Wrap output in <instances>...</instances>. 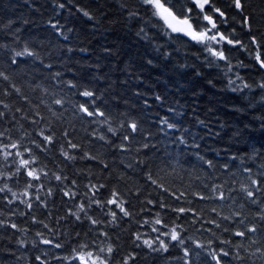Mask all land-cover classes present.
<instances>
[{"label": "snow or ice", "instance_id": "snow-or-ice-1", "mask_svg": "<svg viewBox=\"0 0 264 264\" xmlns=\"http://www.w3.org/2000/svg\"><path fill=\"white\" fill-rule=\"evenodd\" d=\"M91 2L51 0L55 10L44 21L48 30L43 36L25 34L23 26L29 20L7 15L4 10L10 5L0 9V123L8 125L0 130V200L17 208L22 204L27 210H32L34 204L47 208V197L60 191L63 198L79 200L67 208L66 218L87 224L89 231L84 233L85 239L78 231L59 233L31 215L33 225L39 224L45 231L57 237L66 235L68 239L53 240L50 236L45 238L43 231H36L29 241V228L14 222L17 214L28 213L16 210H9L6 217L0 210V228L20 234L15 241L18 248L30 245L37 251L34 257H28L27 264H135L136 251L115 259L120 237L112 232L124 218L134 219L136 214L129 210L128 197L141 194V188L136 186L135 192L116 186L109 189L99 179L93 183L94 174L89 169V183L84 185L83 193H78V179L70 178L55 161L56 170L48 169L41 159H51L55 148L64 164L94 163L113 178L108 157H112L111 164H116L119 154L125 171L115 176L118 183L128 171L135 174L139 170L145 183L161 192L160 199L143 201V219L136 224L146 231L130 234L136 249L153 256L167 254L173 248L178 250L180 255L169 258L166 264H225L226 260L228 264H264V140L255 141L249 135L257 122L264 130V0H95V7ZM66 8L68 16L62 23L58 14ZM77 14L91 22L92 32H97L106 20L120 24L147 41L151 51H146L138 64L135 57L107 45L98 51L81 47L84 41L79 39L80 34L71 40L74 28L68 26V18ZM160 40L164 43H158ZM189 47L199 51H185L184 62L180 63L181 49ZM233 51H240L248 63L230 55ZM73 53L92 59L75 61L80 72H73L76 79H65L66 72L73 71L68 67ZM189 58L196 63L189 64ZM169 63L170 71L181 79L184 69H191L195 78L203 77L196 64L217 69L222 88L239 94L240 103L233 104L231 110L237 116L253 115L247 121L234 119L229 123L212 115L213 108L207 109L204 119L193 109L190 119L195 125H189L183 119L186 106L171 95L173 90L178 94L186 88L174 78L164 83L163 90H157L155 85L147 86L151 91L136 87L128 97L132 84L145 83L146 67H167ZM244 68L254 75H241ZM86 69L94 74L85 75ZM118 73L125 79L113 80ZM214 79L207 83L215 87ZM100 82L106 85L104 89L97 87ZM12 97L19 104L9 103ZM121 99L126 111L112 107ZM156 108L165 114L150 111ZM76 121L82 125L86 122L87 143L72 138L68 128L75 131ZM65 122L67 127L58 138L56 126ZM151 126H155V131ZM224 135L233 143L223 150L208 149L216 153L209 159L201 144L213 137L221 140ZM235 144L246 145L247 152L233 151ZM220 151L226 155L222 163L216 159ZM178 171L201 173L209 181L204 185L205 191H179L167 186L165 178ZM21 176L24 186L15 188ZM103 191H109L107 199L101 197ZM164 194L173 203L183 200L189 206L173 208L165 202ZM189 197L213 206L198 209L191 206ZM153 208L160 211L153 214ZM169 210L176 219L168 221L162 215ZM181 214L191 217L195 234H189V227L177 222L182 219ZM56 222L59 224L60 218ZM41 245L50 248L40 250ZM53 250L58 254L53 255ZM9 254L15 256L11 249ZM24 258L16 257L17 264Z\"/></svg>", "mask_w": 264, "mask_h": 264}, {"label": "trees", "instance_id": "trees-1", "mask_svg": "<svg viewBox=\"0 0 264 264\" xmlns=\"http://www.w3.org/2000/svg\"><path fill=\"white\" fill-rule=\"evenodd\" d=\"M84 2L87 3L88 0H84ZM5 4L11 6L10 8L4 10L7 15L13 17L14 19L21 18L29 20V23L23 26L25 34L31 33L35 35L39 33L41 36H43L48 30V26L44 23V21H46L50 16H52L55 10V5L51 3V0H0V9H3V6ZM91 6L95 7V0H92ZM36 9H39V11H37ZM71 11L75 12V8H72ZM67 16V8L59 11L58 18L61 20L62 23L64 22V19ZM20 23L21 21L18 20L17 26H20ZM68 26L74 28V32L70 34L71 40L75 41L78 38L77 33H79V39L84 41L80 46L89 47L94 51H98L99 47L102 45H107L109 47H113L114 49H119L120 52L123 54L135 57L138 64L142 63L140 57L143 56L146 51H151V49L148 47L147 41H144L142 38H138L133 32L128 31L120 24H109L107 20L103 22V25L97 32H92L90 30L92 27L91 22L82 15L77 14L68 18ZM85 37H87V39H85ZM158 43L162 44L164 43V41L160 40L158 41ZM185 51L197 52L199 51V49L196 47H189L188 49L182 48L180 51V63L184 62ZM230 55L236 57L237 59L245 60V57L241 55L240 51H233ZM124 58H126V56ZM91 59L92 58L88 55L73 53L71 55V62H69L68 64V67L73 69V71L66 72L65 79H76V76L73 75V72H80V69L77 68L75 61H85ZM176 59L177 58L174 56L173 62H175ZM113 63H115V59H113ZM188 63L195 64L196 62L193 59L189 58ZM233 63H235V60H233ZM245 63H248V61L245 60ZM171 67L172 63H169L167 67H165L163 64L154 68L146 67L144 69L145 83L132 84L128 90V97H131V90L136 87L151 91L152 89L147 86L155 85L157 86V90H163L164 83H166L169 78H174L176 80H179L180 83L182 85H185L186 88V90H183L178 94L173 90L171 95L175 100H178L180 104L186 106V115L183 119L185 123L189 125H195V121L193 119H190V117L193 115V109H195V114L200 115V117L204 119L207 109L213 108L214 112L212 115H215L223 120H228L229 123H231L234 119L247 121L248 119H250V116L253 115V113H249L247 115L237 116V114H235L231 110V106L233 104L240 103L239 94L233 93L229 90H225L222 88L223 80L219 78L220 74L217 69L208 70L205 69L202 65L196 64V67L200 68L201 71H203V77L195 78L191 69H184L182 71H184L185 76L183 79H181L179 75H175L170 71ZM221 67H223V65H221ZM103 71H107V69H104ZM240 72L241 75H254V73L247 68L241 69ZM84 74L87 76H91L94 73L86 69L84 70ZM213 78H216L214 79L215 87L207 83L208 79ZM112 79L123 80L125 79V76L123 74L118 73L116 76H113ZM189 80L191 81V83L186 84V82ZM21 83L23 82L21 81ZM105 86L106 85L103 82H100L97 85V87L100 89H104ZM25 90L28 91L27 89ZM8 102L13 104H19V101L16 97H12L11 100ZM132 102L138 103L135 101L134 98H132ZM112 107L117 111L127 110L123 105V99H121L119 104L113 103ZM150 111H160L161 115L165 114L158 108L152 109ZM254 114L259 115L258 112ZM133 115H135V113H133ZM5 127H8V125L5 123H0V130H3ZM64 127H67L66 122L62 124H57L56 134L58 138L60 137V134L63 131ZM86 127V122H84L82 125V122L76 121L75 131H73V129L70 127L68 128V130L72 132V138L75 141L87 143L86 132L84 130ZM151 127L152 130L155 131V126ZM216 130L218 131L219 129L217 128ZM201 133L203 134V130H201ZM249 135L255 141L264 140V130L260 129L259 122L255 123L252 126ZM232 143L233 142L229 141L228 135H224L221 140H217L215 137H213L203 142L201 144V149L202 152H206L208 158L211 159L213 158V156L216 155V153L215 151H208V149L223 150L229 148V145ZM257 146L259 147V144H257ZM236 149H239L241 152H247L248 150L246 145L244 144H235L232 150L235 151ZM150 154L151 153H149V155ZM225 158L226 155L224 151H220L219 155L216 156V159L219 160L221 163L224 162ZM41 159L42 161H45L48 164V169L52 171L56 170L55 164L53 163V161H55L56 163H59L61 167L65 168L66 174L69 175L70 178L78 179V193H83L85 190L84 185L89 183V169H91L94 174L92 182L95 183L96 180L99 179L100 182L106 183L109 189H111L113 186H116L122 191L131 188L133 192H135L136 186H139L141 188V194L132 195L128 197V200L131 205L129 210L136 214L134 216V219L132 221H129L127 218H124V220L120 223V226L115 227L112 232L113 236L118 235L120 237V250L117 257L115 258L117 261L119 260L120 254H127L131 251H136L138 253L137 257L135 258V264H166L169 258L177 257L180 255V252L174 248L170 249L169 253L167 254L153 256L151 254H148L147 251L144 249H136L134 247L133 240L131 239L130 234L138 230L146 231V229L138 228L136 224V221L143 219V214H140L141 207H146L143 204V201H145L146 199L158 200L161 197V192L160 190L156 189L155 186L146 184L139 170H137L135 174L131 171H128L125 179L118 183L115 179V176L125 171V169L120 166L119 154H117L116 157V164H111L112 157H108L110 162V168L113 170V178H109V173L103 172L94 163L77 161L75 163L68 162L67 164H64L62 157H60L57 149L55 148L52 150L51 159H48L44 156H42ZM256 163H260V161H257ZM77 170H82L80 171V174L78 176ZM168 171L171 172L170 169ZM127 177H131V179H128ZM164 182L169 187H172L179 191L188 192L205 191L204 185L209 183V181L201 173L192 172L191 174H189V172L187 171H178L177 173H172L171 175L165 178ZM24 183L25 180L23 176H21L19 184L14 185V187L23 188ZM0 186H2V182H0ZM51 186H53L55 189V182H53ZM43 194L44 193L41 192V195ZM109 194V191H103L100 195L102 198L107 199ZM205 194H207V192H205ZM163 198L165 202L171 204L173 208L189 206L183 200H181L179 203H173L172 199L167 194H164ZM189 199L192 200L191 206L196 207L198 209H207L213 206V204L211 203L199 201L198 198L189 197ZM47 203V208H44L43 205L37 206L34 204V208L32 210H27L22 204L18 205L17 208V205L15 204L9 206L6 205L3 200H0V210H2L4 217L7 216L9 210H16L18 211V213H28L24 216H20L19 214H17V216L14 218V222H16L21 227L27 226L29 228V233L27 236V239L29 241L33 238L36 231H43L45 238H48L50 236L53 240L68 239L66 235L57 237L55 234L45 231L39 224L33 225L31 222V215H35L37 217V220L44 221V223L48 224L49 227H55L57 232L59 233H64L65 231H67L69 234H74L78 231L81 233V239H85L84 233L89 231V226L87 224L77 223L74 221L73 218H66L67 208L72 207L74 203H79L78 199H76L75 201L68 200L62 197L60 191H54V194L52 196L47 197ZM151 211L153 214H155V212L160 210L158 208H153L151 209ZM96 215H99V213H96ZM162 215H166L168 221L176 219V217L172 215L170 210L166 213H162ZM181 216L182 219L177 222L183 223L186 227H189V234H195V229L190 225L191 217L184 216L183 214H181ZM57 218H60L59 224H57L56 222ZM195 227L198 228L199 225H196ZM217 235L219 236L220 234L217 233ZM19 236L20 234L14 232L13 230L0 228V264H17L16 257L19 256L25 257L24 259L19 261V264H27L28 257H34V255L37 254V251L32 249L30 245L25 246V249L18 248L15 241L19 238ZM204 238H208L207 234H204ZM223 238L227 239L228 237ZM238 239L239 238H237V241ZM49 248L50 246L47 245L40 246V250L46 251L49 250ZM9 249L15 252V256L9 254ZM65 251H67V249H65ZM56 254L58 253L53 250V255ZM225 264H228L227 260L225 261Z\"/></svg>", "mask_w": 264, "mask_h": 264}]
</instances>
